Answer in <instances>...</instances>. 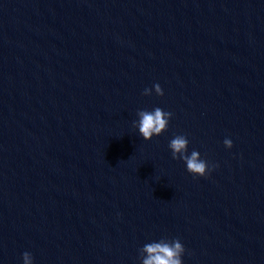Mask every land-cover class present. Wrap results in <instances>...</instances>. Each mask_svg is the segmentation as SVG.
Returning <instances> with one entry per match:
<instances>
[{
	"label": "water",
	"instance_id": "water-1",
	"mask_svg": "<svg viewBox=\"0 0 264 264\" xmlns=\"http://www.w3.org/2000/svg\"><path fill=\"white\" fill-rule=\"evenodd\" d=\"M162 236L184 264H264V0H0V264H140Z\"/></svg>",
	"mask_w": 264,
	"mask_h": 264
},
{
	"label": "clouds",
	"instance_id": "clouds-1",
	"mask_svg": "<svg viewBox=\"0 0 264 264\" xmlns=\"http://www.w3.org/2000/svg\"><path fill=\"white\" fill-rule=\"evenodd\" d=\"M163 96L164 91L159 83H155L152 88H144V95H151L152 91ZM137 119L132 121V125L144 140H151L154 136H160L169 127L172 112L166 111L159 106L151 109L137 110ZM223 144L227 148L233 147L232 139L225 137ZM189 139L185 134H175L168 142L173 159L184 162L186 170L193 177H206L217 167L204 159L197 149L189 152ZM186 249L178 237H160L144 243L138 249V259L140 264H184L183 256ZM23 264H34V258L29 251L22 253Z\"/></svg>",
	"mask_w": 264,
	"mask_h": 264
}]
</instances>
